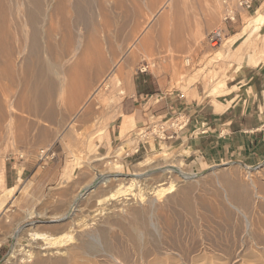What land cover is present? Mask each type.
Listing matches in <instances>:
<instances>
[{"label":"bare ground","instance_id":"1","mask_svg":"<svg viewBox=\"0 0 264 264\" xmlns=\"http://www.w3.org/2000/svg\"><path fill=\"white\" fill-rule=\"evenodd\" d=\"M105 1H107L109 5L112 3L109 7L110 9H112V5L113 8L117 9V6L123 5L124 4L123 2L125 1L127 2L126 6L123 5L125 8L124 10L122 8V12L119 17L122 18V23L129 27L130 36L132 34L134 38L133 39L129 38L131 40L130 43L127 42V44H124L123 46L121 44V46L118 47V51H119L118 53H115L112 50V46L109 44V40H108L110 37H108L106 29L104 27V23L106 24L107 21L105 15V10H106L104 4ZM125 1L123 0H0V127H2V123L9 120L12 121V123L10 124L11 126L17 128L18 130L19 129L22 130V134L23 132L26 134L30 128H33L36 134H47L45 133L46 132L45 126H47L48 124H59V122L61 123L66 122V124L63 127L51 129L53 131L50 132V134H55L54 136L55 139V137L58 136L59 134H63L64 130L66 129L69 130L68 132H65L66 134L72 132L74 128L72 129L70 121L72 119L74 120V118L78 117V115L81 114L82 112L83 113L81 114V116H83V118L85 116L95 115L98 112V109H100L101 106V101L98 100L99 94H101V92L107 88L108 77L112 73L114 74L115 72L118 74H122L123 68L126 67L128 68L127 64L130 59L133 60L136 59V57L139 54L142 55L146 47L150 49L153 47V43L150 42L151 40L150 41L148 40L150 43L146 46L144 40L145 35H141L142 34L141 31L143 30L142 24L146 20L150 21V19L155 18V16L161 9H167V13L164 14L165 15L170 14V16L168 17L174 15L178 20L181 16L179 9L181 7V0H125ZM209 1H211V3L208 4L209 6H206L208 7L207 9L205 8L206 14H204L205 13L204 12L200 15L201 20L203 19L205 21L204 17L206 16L211 21L213 19H217L218 17L219 0H209ZM96 2H97V6H93L92 4L93 3L96 4ZM182 4L185 3L182 2ZM185 10L183 9V11ZM253 13L254 14L247 19L246 25L238 33V36L244 34L245 35L248 34V36L245 39L246 41L244 40L236 48V53L238 54L245 53L246 64L257 65L260 61L264 62V54L262 53L264 51L263 50L264 33L259 34L260 40L258 42L252 41V38L251 40L248 39L250 38L252 32L261 29L262 26L264 25V7L260 5L258 8L254 9ZM192 16H193V20L198 21V18L195 15ZM45 21H48L51 25H55V28H59L58 30L56 29L57 30L56 32L54 28L51 30H47L45 33L47 39L46 37L44 38L42 35L44 34L43 28L42 30L39 29L40 23L42 24ZM181 23H179V21H176L175 25L181 26L180 25ZM196 29L195 31L202 34L201 33L202 29H198V30ZM123 30L124 29L121 28V31ZM203 30H205L204 34L206 35L207 38L217 36L218 34V38L214 40L212 43H210L211 47H215L219 43V41L223 46L227 45V43L229 42L236 43L238 38V37L237 38L234 37L233 39H230L231 37H225V39H223L222 36H224L223 35L224 29L222 28L221 29L217 28L214 30L210 29L211 31L209 30L207 31L206 29ZM176 31L177 34L179 35L178 28ZM173 33L174 32H172L171 34ZM139 34L144 38L142 39L141 36H139V38H141L142 40H139L138 43H136ZM184 34L185 33H183V36ZM57 36L58 38H56ZM174 37L176 38L174 39L173 37H170V39L173 38L172 40L175 41L179 40V37L176 36V33ZM182 42H180V44L176 46L178 49L183 48ZM177 48H173V50L175 49L176 52ZM56 51H59L60 52L59 55L62 57L70 56V58L73 59V61L70 63L69 66L65 67L66 65L65 66L61 65L62 68L64 67L65 70L67 71L68 74V77H66L67 82H65L66 78H59L56 76L58 74L57 73L58 64L56 63L57 61L55 60L56 61L55 62L51 59L52 57L51 58L49 57L50 55L53 54L55 55V53H57ZM147 52L149 53V51ZM43 54L49 55L47 56L48 58L45 59ZM145 57L146 56L142 57L141 60L143 61L146 60L149 64H152V62L148 58L145 59ZM120 61H122L123 63L119 64ZM239 69H240V64H238L235 67V69H233L234 72L229 75V78H233L234 74L236 75L239 72ZM127 77L128 78L131 77L130 71L127 72ZM125 79L127 84H129V79L127 78ZM65 83L67 84V86L65 85ZM62 84L64 85L62 86ZM13 87L17 88L16 90H14V92L12 91ZM224 89H226L225 82L219 81L217 85L211 89L208 95L216 97L218 96V93ZM225 106H227V104L225 105L216 104V109L221 110ZM69 116H72V118L67 123L66 120H68ZM86 118L87 117H85V119ZM125 130L126 127L123 124V126L121 127V134H124ZM12 131L14 130L12 129ZM29 131H31V129ZM15 132L13 134H15ZM151 147L152 149H154V146ZM165 147L166 146H162L161 147L162 151L160 152L153 151L151 153L146 154V156L142 160L137 162L136 166L133 169V172L128 174L126 173L124 175L125 177H122L123 178L122 181L116 183V185L114 186L112 185L110 186L108 184H111L112 180L113 181L121 180V177H119V174L121 173L104 174L103 172L98 170L92 181L84 184L81 188H79V191L76 194V196L74 198L72 197L73 199L69 203L70 207H68L66 214L61 215L62 217L60 218V220L69 219V221L71 222L70 227L71 225H73L72 227L73 231L74 229H76L75 231L77 232V227H78V231H81L80 233L77 232L78 233L77 235L75 234L77 236V241H78L77 245L76 244L74 245V243L76 242H74L75 240L73 241L72 235L74 234H72V231L71 232L68 230L56 231L57 225L40 227L36 224L28 228H23L20 226L19 228L16 229L13 235L16 236L24 233L27 242L24 244H15L14 246H12L11 255H13L16 258H19L21 261L23 260L27 262L31 261L32 262L31 264H73L75 258L77 257L76 256L77 250L83 249L85 252L91 255H96V253H99L98 251H102V252L107 251V253H109L110 250H112V246L117 242L116 240H112L110 237H109L110 240H107L108 233L112 227L113 228L118 227L119 229L125 227L124 224H122L121 219H124V222L127 223L126 225H128L130 229L133 228L132 230L134 229L136 230L140 238L144 241L143 243L144 245L149 241V240H145L146 238H144V235L145 234L149 235L148 232L150 229H152L153 232H155L158 235L162 236L164 234L165 235L164 240L167 241L166 243H169L168 240L172 233V230H175L176 228H174L173 226L174 229H172V221L168 216L164 215L163 213H158L159 209L161 208L180 209L182 210L180 212L184 211L187 215L190 216L192 215L194 216L193 213H195L196 209L200 208L201 210H204L202 212L205 211L207 212L205 217L201 216L204 217V219L206 218L205 220L208 222L207 225H209V222L211 223L214 222L217 223V226L218 225L230 226L232 223H235V221L233 220H235L236 215L237 216L240 215L243 218L244 234L248 236V240L250 239L254 243L261 244L264 246V217H262V214L264 215V185L252 184V187L250 188L249 191L246 187L239 185L236 181L235 182L228 181L225 179V176H222V181L225 185L222 186L224 187L222 188L224 191L223 196L221 195L222 198L221 196L220 197L217 196L216 198L218 199L215 198L216 200L214 202L205 201L200 196L192 195L194 193L193 191H195L194 189L200 185L199 183L200 175H198L199 173L193 167L196 164L192 163L191 166L185 165V163L181 159L178 161L174 160L175 162L173 163L161 164L157 160V156L158 155L168 156L169 149L168 147L167 148ZM110 163H112V161ZM203 167H205V165ZM243 168L246 170L245 172L251 176V171L253 169L246 165H244ZM203 177L204 176H202V180ZM101 185L107 186L108 191L98 196L94 200L95 207L94 206H93L94 208L91 207V213H89L88 215L85 214L86 217L83 215L81 219L80 218L76 219L75 211L78 212L81 211L82 208L78 206L82 203L83 204L85 203V202H81L82 199L86 198V196L93 193V191H96ZM13 190L14 188L6 189L4 193L0 195V210L7 202L8 198L11 196ZM159 198L162 199L161 203L157 202ZM211 200L213 199L211 198ZM247 215H249V217ZM193 216L192 218H194ZM196 216L198 217L200 215H196ZM185 218L186 215L184 216V219ZM195 219L197 220V218ZM235 224H236V228L240 227L237 222ZM198 226H200V224ZM217 226L214 228H217ZM210 227L212 228V226ZM210 230H214V229H210ZM137 233L134 232V234ZM9 235H11L10 231L9 232L4 231L0 235V243L4 241L6 237ZM177 235L178 234L176 233V236ZM155 239L157 238H154V240ZM175 241L177 242V239ZM72 242L73 245H71ZM159 242L162 243L161 238ZM127 243L129 242L127 241ZM218 243L219 242H217V244ZM204 244H202L201 246H204ZM157 245L160 244H153L151 245V247L150 246L148 247V245L143 246L144 249L142 248L143 249L142 251L145 252V255H147L148 252L153 249L157 251ZM171 245L173 246V244ZM187 245L185 244V246ZM207 245L205 247H207ZM118 249L120 248L118 247ZM132 249L133 248H131V250ZM210 251L212 252V250ZM249 251L251 252L252 250ZM102 252H100V254ZM110 254L111 253H109V255ZM176 254L177 253H175V255ZM188 254H190V252ZM110 256H108L107 258L105 257V259H109ZM136 256L138 257L137 254ZM212 256L214 255L212 254ZM178 257L179 256H177L176 258ZM236 257H238V255L235 254L234 258L236 259ZM143 259L144 258H142V260ZM171 259H174V256L173 257L171 256V258L168 260ZM191 259L194 260V258ZM150 260L148 259V261ZM195 260H197V257L195 258ZM119 261L120 260H118V262ZM122 261L124 262V260ZM127 261L129 262L130 260ZM145 261H147V259ZM123 262L121 264H123ZM168 262L170 263V261ZM111 263H114V261H112ZM188 263L185 262V264ZM176 264L179 263L177 262ZM253 264L255 263L253 262Z\"/></svg>","mask_w":264,"mask_h":264},{"label":"rangeland","instance_id":"2","mask_svg":"<svg viewBox=\"0 0 264 264\" xmlns=\"http://www.w3.org/2000/svg\"><path fill=\"white\" fill-rule=\"evenodd\" d=\"M182 2L185 3L186 5L182 4ZM123 3H124L123 5L126 6L127 2L125 1ZM210 3L211 1L209 0H186V1L181 0V7L179 8L181 16L178 20L174 15L173 16L171 15V17H168L170 16V14L165 15L164 13H167V9H161L157 13V15L159 16L156 15L157 17L155 16V18H152L154 20L152 19H150V21L146 20L142 24L143 30L141 31L142 34L141 33L140 34L145 35L144 40H145L146 46L151 42L153 43V47L151 49L146 47L142 55L139 54L140 56L138 55L136 59H133L134 61L130 59L129 61L130 62L133 61V62L130 63L128 61V64H127L128 68L127 67L123 68L122 74H118L115 72L114 74L112 73L108 77L107 88L104 89L101 92V94H99L98 100L101 101L100 109H98V112L95 115L85 116L87 117L86 119L85 117L83 118V116H81L83 112L79 114L78 117H75L74 120L72 119L70 121L72 129L74 128L72 132L66 134L65 132L69 131L68 129H66L64 130L63 134H59L54 139L55 134H50V132L53 131L51 129L63 127L66 124V122L65 123L59 122V124H48L47 126H45L46 128L45 133L47 134H36L33 128H30L31 131H29L30 130L29 129L26 134L24 132L22 134V130L20 129L18 130L17 128L10 125L12 121L7 120L6 122L2 123V127H0V131H1L0 132L1 133L0 134V195H2L4 192L3 191L4 188L2 186V172H3L4 163L7 162V160H9L12 156L16 154H22V155H27L30 153L36 154L40 148H50L52 146L55 152H60L58 158L61 159L62 169H61V176H60L59 181L57 182V184L46 188L45 197L43 201H41V204L37 206L36 208L27 210L25 209V206H22L20 203H17L15 201L11 202L10 201L11 198L8 199L7 202L4 204V206L1 208L0 210V235L4 231H8V232L10 231L11 235L7 236L6 239L0 243V264H23V263L31 264L32 263L31 261L29 262L25 260L21 261L19 258H16L13 255H11L12 246H14L15 244H24L27 242L24 233L21 235H16V236L13 235L16 229L19 228L20 226L23 228H28L36 224L40 227L57 225L58 229H56V231H62V230H68L70 232L72 231V234H74L72 235L73 241L75 240L74 242H76L74 243V245L75 244L77 245L78 241H77L76 235L78 234L77 232L80 233L81 231H78V227H77V232L75 231L76 229H74L73 231V228H72L73 225H71L70 227L71 222L69 221V219L60 220V217L62 214H64L68 210L69 203L76 196V194L79 191V188H81L84 184L92 181L98 170L103 172L104 174L121 173L119 174V177H121V180H114V181L112 180L111 184H108L110 186L116 185V183L122 181L123 179L122 177H125L124 175L126 173L128 174V173L133 172V169L136 166L137 162L142 160L146 156V154L151 153L153 151L160 152L162 151L161 150L162 146H166L165 148L168 147L170 151L168 150L169 152L168 156L166 155L157 156V160L161 164L173 163L175 162L174 160L178 161L180 159L185 163V165L191 166L192 163L196 164L193 167L199 173L198 175H200L199 176L200 185L194 189L195 191H193L194 193L192 195L200 196L205 201L214 202L216 199H218L216 198L217 196L218 197H220L221 195L223 196L224 191L222 188L224 187L222 186H225V185L222 181V176H225V179L228 181H231V182L236 181L239 185L246 187L249 191H250V188L252 187V184L254 185L263 184L264 185V175H263L264 174V158L261 161L254 162V163L241 162V161H236V160L212 162L210 160L204 159L202 156H199V155H196V156L190 155L189 152L182 150L181 147H175L169 144H165V145L160 144L161 147L156 145L154 149L151 148L150 150L146 144L145 150L140 149L138 153H136V155H132V152L134 151V147L136 146L138 141L139 140L144 141L146 139V138H142L141 135H138L139 132H143V133L146 132V134H148L147 135L148 141L149 139L153 140L151 134L157 133V131L155 130L156 129L155 127L153 128L154 130L152 132H148L147 130L145 131L144 129L138 130L135 127L129 126L127 128V132L124 134V137L127 138V145H128L127 150H125L126 148L125 149L122 148L120 144L116 146L113 144L112 147L108 146L106 149L105 147L102 146L107 140L109 126L119 125L121 119L123 118V115H125V113L128 111V102L130 101L129 95L131 93V86H132L133 78L135 76L136 71L144 68L145 70L150 72L158 84L157 86L159 88V91H160V88H162L161 90H163L164 92L173 94L177 98V100L201 101L203 100V97H205V95H208L211 89L214 86H216L219 81L226 82L227 80H229L230 79L229 75L234 72L233 69H235V67L238 64H240V69L246 65H250V64H246L245 62L246 61L245 53L243 54L236 53V48L248 36V34L238 36V33L246 25L247 19L254 14L253 13L254 10L248 13L242 14L241 19L236 18L235 22L227 24L225 26L221 22L222 0L218 1L219 5H218L217 19H213L211 21L205 15L206 16L204 17L205 21L203 19L201 20L200 15L206 11L205 8L207 9L208 7L206 6H209L208 4ZM104 4L106 7V10H105L106 20L108 21V22L106 21V24L104 23V27L106 29L108 37H110L108 40H109V44L112 46V50L115 53H118L119 52L118 47L121 46V44L123 46L124 44H127V42L130 43L131 41L130 39H133L134 37L132 36V34L130 36L129 27L124 25L122 23V18L119 17L122 12V8L124 10L125 7L123 5H120V6H117V9H116V8H113V5H112V9H110L109 7L112 3L109 5V3L105 1ZM92 5L97 6V2L96 4L93 3ZM183 9L184 10L186 9V10L183 11ZM204 14H206V12ZM192 15H195L198 18V21L193 20ZM169 20H170V23H169ZM175 20L179 21V23L182 22L180 24L181 26L175 25V22H176ZM193 24L195 27L193 26ZM114 25L118 27H115ZM170 25L171 26L174 25V26L171 27ZM42 28L44 30V34H42L44 38L46 37L45 33L47 30H51L54 28L56 32L59 29V28H55V25H51L48 21H45L42 24L40 23L39 29L42 30ZM121 28H123L124 30L121 31ZM177 28L179 30L178 32L179 35L177 34V31H176ZM194 28L202 29L201 31L202 34L195 31ZM217 28L224 29L223 31L224 36H222L223 39H225V37H231L230 39H233L234 37L236 38L238 37L236 43L229 42L227 43V45L223 46L221 45V42L219 41V43L215 47H211L208 38L204 34L205 30L203 29H206L207 31L208 30L211 31ZM171 31L174 32L173 33L174 36L176 33V36L179 37L180 41L172 40L173 38L175 39L176 37H174L173 34H171L172 33ZM183 33H185L184 36H183ZM260 33L261 34L264 33V25L262 26L261 29H258L257 31L252 32L248 40H251L252 38V41L258 42L260 40L259 38ZM122 34L126 36H123ZM140 34L138 35V40H136V43H138L139 40H142L144 38ZM58 36L56 38H58ZM139 36H141L142 39L139 38ZM147 36H148V39H147ZM170 37H173V38L170 39ZM148 40L149 41L151 40V41L149 42ZM180 42L183 43V48L178 49L176 46L180 44ZM170 47L172 48V50ZM173 48H177L176 52H175V49L173 50ZM147 51H149V53ZM56 52L57 53H55V55L53 54L49 56L47 54H43V56L45 59L48 58L47 56H49L50 58L52 57L51 59L53 61L56 60L57 62L56 61L55 62L58 64V71H57L58 74L56 76L59 78H66L68 77L67 71L65 70L64 67L62 68L61 65L63 66L66 65L65 67H67L70 65L73 59H71L70 56L62 57L59 55L60 54L59 51H56ZM262 53L264 54V51ZM143 55L146 56L145 59L148 58L152 62V64H149L146 60L144 61L141 60V58L144 57ZM121 63L123 62L120 61L119 64ZM126 71L127 72L130 71V76H131L130 78L127 77ZM125 78L129 79V84H127ZM65 82H67V78L65 79ZM63 85L64 84H62V86ZM65 85L67 86L66 83ZM243 87L238 88L237 91L244 94L245 91L243 90ZM16 89L17 88L13 87L12 91L14 92V90ZM223 92L224 90L220 91L218 93V96L219 95L221 96ZM209 99H212V97L208 95V97H206V101H209ZM169 116L170 115H167V117ZM71 118L72 116H69L68 120H66L67 123L69 122ZM161 118L162 117L152 118L151 121L154 122L156 120H160ZM12 129L14 131H12ZM15 130L17 133L15 132ZM132 131H134L133 134L136 133L135 138L129 136V134H131ZM14 132L15 134H13ZM126 153H128L129 155H125ZM111 161L112 163H110ZM204 165L205 167H203ZM244 165L249 166L253 169L251 171V176L245 172L246 170L243 168ZM71 167H73V169L70 171L69 176L65 178V176H63V170L65 169L67 171ZM202 176H204L203 180H202ZM98 189L96 191H93V193L89 194L88 196H86V198H84L85 200L82 199L81 202H85L84 204L83 203L80 205L78 204L79 205L78 207L82 209L79 212L75 211L76 219H79V218L81 219L83 215L85 216V214L88 215L89 213H91V207L95 205L94 200L98 196L108 191V187L105 185H101ZM23 192H26V188L23 189ZM211 198L213 200H211ZM161 200L162 199L159 198L157 202L161 203ZM180 211L182 210L176 209V208L159 209L158 213H163L164 215L168 216L170 220L172 221V229L176 228L175 230H172V233H171L172 236L170 235L169 240L167 239L169 243H166L167 241L164 240L165 235L163 233H162L163 235L161 236L153 232L152 229H150L148 232L149 235H146V234L144 235V238H146L145 240H149L144 245L143 244L144 241L140 238L136 230L135 229H134L135 231L132 230L133 228L130 229L129 226L126 225L127 223L124 222V219H121V222L122 224H124L125 227L123 226L124 228H120V229L118 227H114V228L112 227L108 233L107 240H110L109 239L110 237L112 240H116L117 242L116 244H114L115 246L114 245L112 246V250H110L109 252L111 253L110 254L111 256L109 255V253H107V251H103V252L98 251L99 253H96V255H91L85 252L83 249H81V250H77V254H76L77 257L75 258V261L73 262V264H94V263L95 264H121L123 262L122 260H124L123 264H176L177 262L179 264H185V262L186 263L189 262L188 264H210V263L211 264H219V263L220 264L222 263L223 264H250V263L253 264V262L255 264H264V251H263L264 246L261 244H256L250 239L248 240V236L244 234V229H243L244 223H243L242 216L236 215L235 220H233L235 221V223L237 222L239 224L240 226L239 228L238 227L236 228L235 223H232L230 226H224V225L217 226V223L209 222V225L212 226L211 228L209 225H207L208 222L205 220L206 218L204 219V217L207 214L206 211L205 213V212H202L204 210H201L200 208L196 209L195 213H193L194 216L192 215L194 218H192V216L190 215H187L184 211L183 212H180ZM167 213L168 214L170 213V214L168 215ZM185 215H186V218L184 219ZM196 215H200V216L197 217ZM201 216H204V217H201ZM247 216L249 217V215ZM262 217H264L263 214H262ZM195 218H197V220ZM200 222H203V223H200ZM199 224L200 226H198ZM216 226L217 228H214ZM201 229H202V232H201ZM210 229H214V230H210ZM212 231L214 232L216 231V232L214 233ZM134 232L137 234H134ZM176 233L178 234L177 236H176ZM154 238H157V239L154 240ZM160 238H161L162 243L159 242ZM217 238H218V241H217ZM176 239H177V242L175 241ZM127 241L129 243H127ZM203 241L205 242V244ZM216 241L219 242L218 244L220 245H218ZM153 244H160V245H157V251L153 249L149 251L147 255H145V252L142 251L144 249L143 246L148 245V247L149 246L151 247V245ZM171 244H173V246ZM185 244L186 245L188 244V245L185 246ZM202 244H204V246H201ZM71 245H73V242ZM206 245L208 248L205 247ZM118 247L120 249H118ZM209 247L212 249H210ZM131 248L133 249L131 250ZM175 248H177L178 250ZM210 250H212V252L214 253H212ZM216 250L219 252H217ZM249 250H252V251L250 252ZM158 251L159 252L161 251V252L159 253ZM100 252L102 253L100 254ZM189 252L190 254L191 253L192 254L191 255L188 254ZM207 252H209L210 254ZM135 253L138 255V257L136 256ZM175 253L177 254L175 255ZM211 253L215 256V258L214 256H212ZM142 254H144L145 256ZM221 254L223 257L221 256ZM235 254L238 255L236 259L234 258ZM197 255H200V256H197ZM94 256H97V257H94ZM108 256H110L111 258L109 257V259H105V257L107 258ZM126 256L128 259L126 258ZM166 256L168 257V259H170L171 256L172 257L174 256V259L168 260ZM177 256L179 257L176 258ZM115 257H116V260H115ZM196 257H197V260H195ZM142 258L144 259L142 260ZM191 258H194V260ZM146 259L147 261H145ZM148 259L149 260L151 259V260L148 261ZM118 260L120 261L118 262ZM125 260L126 261L130 260V261L129 262L127 261L128 262L127 263ZM112 261H114V263H111ZM168 261H170V263ZM115 262H118V263H115Z\"/></svg>","mask_w":264,"mask_h":264},{"label":"crops","instance_id":"3","mask_svg":"<svg viewBox=\"0 0 264 264\" xmlns=\"http://www.w3.org/2000/svg\"><path fill=\"white\" fill-rule=\"evenodd\" d=\"M260 5L264 6V0L253 3L252 8L242 12L238 18L241 19L242 14ZM157 85L150 72L145 69L136 71L128 111L119 125L109 126L107 140L102 145L105 149L120 144L127 150L124 134L129 126L139 130L151 122L152 118L165 119L173 112H182L188 117L186 125L176 133L171 129L166 130L162 139L154 135L153 140L148 141L149 150L151 146L161 147L163 143L181 147L190 155H199L212 162L236 160L254 163L264 158V62L242 67L233 78L225 82L223 94L211 96L209 101H206L208 95L201 101L177 100L162 88L159 91ZM241 87L244 94L237 91ZM216 104L227 106L217 110ZM123 124L126 130L121 134ZM133 133L129 136L135 138L136 133ZM50 149L54 157L44 165L32 153L22 158L16 154L4 163L2 186L3 191L14 188L12 197L8 198H11V202L20 203L27 210L36 208L43 201L46 188L57 184L62 169L61 159L58 158L60 152H55L52 146ZM72 169H64L63 176L67 178ZM25 188L26 192H23Z\"/></svg>","mask_w":264,"mask_h":264},{"label":"built area","instance_id":"4","mask_svg":"<svg viewBox=\"0 0 264 264\" xmlns=\"http://www.w3.org/2000/svg\"><path fill=\"white\" fill-rule=\"evenodd\" d=\"M259 0H222L221 3V22L225 26L227 24L233 23L236 21V18L240 17L242 12H245L252 8L253 3L258 2ZM218 33V32H217ZM218 38L217 36L209 37L208 40L212 43L214 40ZM144 69V68H143ZM188 122V117L182 112H173L169 117L165 119L156 120L154 122H148V124L141 129L147 130L148 132H152L154 127L157 131L156 134H151L152 138L155 135L156 138L162 139L163 134L166 130L171 129L173 133L176 131L181 130L186 123ZM140 129V130H141ZM138 135H141L142 138H146L144 141L139 140L136 146L134 147V151L132 152L136 154L140 149L145 150V145L148 143V137L145 133L139 132ZM125 155H129L126 153ZM19 158H22V154H18ZM37 159L41 165H44L49 160L53 159L54 152L50 148H40L36 153Z\"/></svg>","mask_w":264,"mask_h":264}]
</instances>
